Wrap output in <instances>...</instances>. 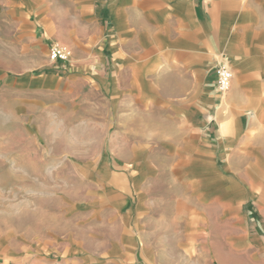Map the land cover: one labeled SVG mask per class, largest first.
Listing matches in <instances>:
<instances>
[{
  "label": "crops",
  "instance_id": "1",
  "mask_svg": "<svg viewBox=\"0 0 264 264\" xmlns=\"http://www.w3.org/2000/svg\"><path fill=\"white\" fill-rule=\"evenodd\" d=\"M0 107L5 158L64 183L37 264H264V0H0ZM124 176L136 214L86 185Z\"/></svg>",
  "mask_w": 264,
  "mask_h": 264
},
{
  "label": "rangeland",
  "instance_id": "2",
  "mask_svg": "<svg viewBox=\"0 0 264 264\" xmlns=\"http://www.w3.org/2000/svg\"><path fill=\"white\" fill-rule=\"evenodd\" d=\"M0 109V264H37L38 247L35 243V236L38 217H40L37 213V206L41 205L49 209L53 205L51 193L53 186L60 187L64 183L60 181V177L55 182L51 181L47 177L48 169L45 171V181L37 182L36 174L42 171V167L37 166V157L39 158L40 155L38 156L36 150L30 152L31 165H14L5 158L4 107ZM13 146L16 148L14 152L20 154V141L14 143ZM124 154L127 156L130 151L126 150ZM72 184L77 194L84 191L85 183ZM90 184L92 188L99 187L108 193L110 207L123 199L124 207L135 213L136 181L132 176H124L123 181L117 179L112 182L86 183L87 186ZM254 193L255 196L250 199L248 206L253 208L255 225L259 223L262 227L261 233H264V181L254 183ZM47 219L48 215L45 212L44 220ZM256 260L258 258L253 257L252 262L246 264H256ZM236 264L245 263L237 262Z\"/></svg>",
  "mask_w": 264,
  "mask_h": 264
},
{
  "label": "built area",
  "instance_id": "3",
  "mask_svg": "<svg viewBox=\"0 0 264 264\" xmlns=\"http://www.w3.org/2000/svg\"><path fill=\"white\" fill-rule=\"evenodd\" d=\"M48 56L49 59L52 61H57V60L65 61L68 59L69 54L66 53L58 45L51 43L48 49ZM231 77H232V73L224 62H220L216 65L215 79H216V87L218 91L225 92L228 90L230 86Z\"/></svg>",
  "mask_w": 264,
  "mask_h": 264
}]
</instances>
